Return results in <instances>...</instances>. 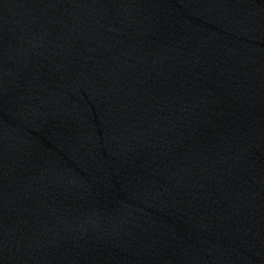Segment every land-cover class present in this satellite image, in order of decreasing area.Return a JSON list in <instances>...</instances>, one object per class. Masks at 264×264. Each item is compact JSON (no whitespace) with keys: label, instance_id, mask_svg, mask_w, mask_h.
Instances as JSON below:
<instances>
[{"label":"water","instance_id":"1","mask_svg":"<svg viewBox=\"0 0 264 264\" xmlns=\"http://www.w3.org/2000/svg\"><path fill=\"white\" fill-rule=\"evenodd\" d=\"M0 264H264V0H0Z\"/></svg>","mask_w":264,"mask_h":264}]
</instances>
